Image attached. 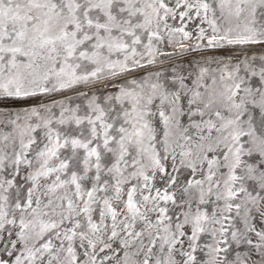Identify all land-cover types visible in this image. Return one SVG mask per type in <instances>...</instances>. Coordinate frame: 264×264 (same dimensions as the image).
I'll use <instances>...</instances> for the list:
<instances>
[{
	"label": "snow or ice",
	"instance_id": "snow-or-ice-1",
	"mask_svg": "<svg viewBox=\"0 0 264 264\" xmlns=\"http://www.w3.org/2000/svg\"><path fill=\"white\" fill-rule=\"evenodd\" d=\"M0 264H264V0H0Z\"/></svg>",
	"mask_w": 264,
	"mask_h": 264
}]
</instances>
